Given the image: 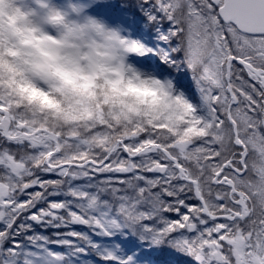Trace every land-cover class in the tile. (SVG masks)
Listing matches in <instances>:
<instances>
[{"label": "snow or ice", "instance_id": "6c2138e0", "mask_svg": "<svg viewBox=\"0 0 264 264\" xmlns=\"http://www.w3.org/2000/svg\"><path fill=\"white\" fill-rule=\"evenodd\" d=\"M124 11L164 117L61 123L0 99V264H264V0Z\"/></svg>", "mask_w": 264, "mask_h": 264}, {"label": "clouds", "instance_id": "9594fccd", "mask_svg": "<svg viewBox=\"0 0 264 264\" xmlns=\"http://www.w3.org/2000/svg\"><path fill=\"white\" fill-rule=\"evenodd\" d=\"M82 0H0V99L61 123L166 116L174 92Z\"/></svg>", "mask_w": 264, "mask_h": 264}, {"label": "rangeland", "instance_id": "374dc122", "mask_svg": "<svg viewBox=\"0 0 264 264\" xmlns=\"http://www.w3.org/2000/svg\"><path fill=\"white\" fill-rule=\"evenodd\" d=\"M84 3V2H83ZM126 3H129L128 1ZM86 6V5H85ZM125 11H135L134 9H125ZM89 12L95 16H98V17H102L104 19L107 20V17L105 16V14H107L106 12H102L100 13L99 11H97V9H94V10H89ZM109 22L113 25H119V26H122L124 28V26H126V24L123 23V20H122V17L118 16L117 14H114V17L109 20ZM124 25V26H123Z\"/></svg>", "mask_w": 264, "mask_h": 264}, {"label": "trees", "instance_id": "16d2710c", "mask_svg": "<svg viewBox=\"0 0 264 264\" xmlns=\"http://www.w3.org/2000/svg\"><path fill=\"white\" fill-rule=\"evenodd\" d=\"M117 1V3H120V2H129V4H134L135 3V0H116ZM117 10H118V12H119V14H121V15H124V13L122 12V11H120L119 10V7H117ZM135 10V9H134ZM111 18V15L109 14L108 15V19H107V21H109V19Z\"/></svg>", "mask_w": 264, "mask_h": 264}]
</instances>
